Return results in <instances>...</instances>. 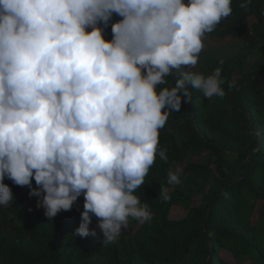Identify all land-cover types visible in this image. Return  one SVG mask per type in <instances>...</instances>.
Here are the masks:
<instances>
[{
    "label": "clouds",
    "instance_id": "1",
    "mask_svg": "<svg viewBox=\"0 0 264 264\" xmlns=\"http://www.w3.org/2000/svg\"><path fill=\"white\" fill-rule=\"evenodd\" d=\"M231 5L0 0V206L14 198L7 178L28 186L49 220L83 195L81 237L96 235L93 216L103 243L119 239L129 218L150 221L134 192L157 155L167 160L159 130L182 99L191 101L188 85L209 100L225 95L220 67L208 75L191 69L205 35L232 14ZM114 15L121 19L106 40ZM172 75L173 86L158 88ZM182 173L169 171L167 183L179 184ZM160 197L171 198L167 187Z\"/></svg>",
    "mask_w": 264,
    "mask_h": 264
},
{
    "label": "trees",
    "instance_id": "2",
    "mask_svg": "<svg viewBox=\"0 0 264 264\" xmlns=\"http://www.w3.org/2000/svg\"><path fill=\"white\" fill-rule=\"evenodd\" d=\"M244 2L232 0L191 69L208 75L220 67L225 95L209 100L188 85L191 101L182 99L159 130L167 160L157 155L134 192L152 219L129 218L119 239L103 243L93 216L96 235L81 237L83 195L49 220L28 186L5 178L14 198L0 206V264H264V0ZM119 19L104 28L106 40ZM166 79L158 88L175 84V75ZM177 167L180 183L169 185Z\"/></svg>",
    "mask_w": 264,
    "mask_h": 264
},
{
    "label": "rangeland",
    "instance_id": "3",
    "mask_svg": "<svg viewBox=\"0 0 264 264\" xmlns=\"http://www.w3.org/2000/svg\"><path fill=\"white\" fill-rule=\"evenodd\" d=\"M205 52H207V51L202 49L200 55L202 56ZM225 155L227 158H232L234 154L228 153L227 151H225Z\"/></svg>",
    "mask_w": 264,
    "mask_h": 264
}]
</instances>
